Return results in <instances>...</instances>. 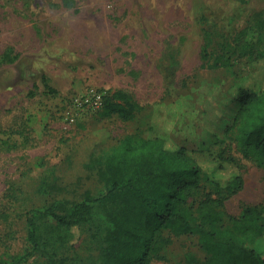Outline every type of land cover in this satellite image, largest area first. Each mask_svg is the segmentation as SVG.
I'll return each mask as SVG.
<instances>
[{
	"label": "rangeland",
	"instance_id": "rangeland-1",
	"mask_svg": "<svg viewBox=\"0 0 264 264\" xmlns=\"http://www.w3.org/2000/svg\"><path fill=\"white\" fill-rule=\"evenodd\" d=\"M200 13L211 28L209 62ZM261 18L264 0H0V257L22 250L20 204L48 197L35 193L39 179H57L65 197L96 190L84 164L127 134L165 135L168 147L215 157L232 120L225 90L238 73L264 71V60L232 50L229 65L212 67V53ZM114 91L136 104L132 119L102 114ZM236 155L241 167L223 171L243 175L225 201L233 215L264 201V168ZM88 239L76 235L74 246L84 264H97ZM188 254L205 257L196 236L172 235L152 263L184 264Z\"/></svg>",
	"mask_w": 264,
	"mask_h": 264
},
{
	"label": "trees",
	"instance_id": "trees-1",
	"mask_svg": "<svg viewBox=\"0 0 264 264\" xmlns=\"http://www.w3.org/2000/svg\"><path fill=\"white\" fill-rule=\"evenodd\" d=\"M197 21L208 38L201 53L207 60L210 27L202 13ZM232 50L263 61L264 19L216 49L212 67L229 65ZM224 97L233 107L232 120L219 152L206 161L184 147H168L165 135L127 134L84 164L100 184L96 190L65 197L57 179H39L35 193L48 197L40 205L20 204L23 248L0 257V264H84L73 242L83 233L97 245V264H153L169 236L182 234L195 235L205 254L203 260L188 254L184 264H264V201L229 213L225 201L242 188L243 175L223 174L227 165L241 167L236 152L264 168V71L238 73ZM136 109L122 91L103 96L104 115L129 120Z\"/></svg>",
	"mask_w": 264,
	"mask_h": 264
},
{
	"label": "built area",
	"instance_id": "built-area-1",
	"mask_svg": "<svg viewBox=\"0 0 264 264\" xmlns=\"http://www.w3.org/2000/svg\"><path fill=\"white\" fill-rule=\"evenodd\" d=\"M95 101H96V103H97V105H98V107L100 106V104H101V101H102V98H101V96H96V99H95Z\"/></svg>",
	"mask_w": 264,
	"mask_h": 264
}]
</instances>
